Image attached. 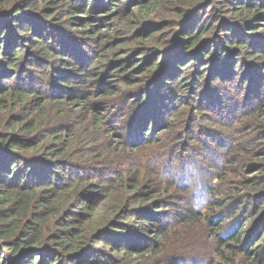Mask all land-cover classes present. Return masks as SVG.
Listing matches in <instances>:
<instances>
[{
    "label": "rangeland",
    "instance_id": "374dc122",
    "mask_svg": "<svg viewBox=\"0 0 264 264\" xmlns=\"http://www.w3.org/2000/svg\"><path fill=\"white\" fill-rule=\"evenodd\" d=\"M53 1L8 0L0 3L2 21L7 20L9 15L16 17L4 22L0 29L3 46L14 45L9 44L13 35L15 38L12 40L19 41L17 44L22 50L18 53L15 68L19 74L11 83H4L0 79V134L11 137L12 142H21L22 149L15 148L14 152L24 158L27 154L42 157L50 147L55 146L73 154V158L74 155L81 158L79 167L99 171L95 175L100 176L102 172L106 176L118 169L128 178L144 179L142 185L151 184L146 189V196H151L146 204L150 208L155 206V202L163 201L161 210L170 214L167 223L172 226L163 222V227L165 224L168 231L163 241L159 236L163 227L154 222L147 234L151 236V241H157L158 250L148 252L145 258H140L138 254L130 257L122 255L118 258L120 264H253L249 257L253 258L255 253L264 254V188L246 189L244 186L252 178L264 182V71L261 70L264 60L262 57H252L253 51L239 57L241 49L233 37L258 42L260 36H264V15L255 21L252 17L245 19L239 15L240 12H233L230 0H211V6L210 0H175L172 7L167 6L168 0H157V4H151L149 11L141 15L136 9L137 5L132 6L136 0L132 3L129 0H88L87 6L82 0L72 9L66 7L72 5L69 0H59L57 5ZM119 12L123 14L120 16ZM259 14H264V10ZM185 20L187 22L182 25ZM191 21L192 26H205V31L194 33L199 37L197 44L188 47V42H181L180 37L194 31L189 30L190 25H187ZM250 21L255 23V29L244 30L247 28L244 22ZM33 26H40L41 31L48 30L49 35L44 36L45 40L48 41L51 35L55 38L54 45L61 39L71 49L68 52L70 57H65L63 61L56 54L48 57L56 74L41 70L31 74L23 72L31 58L25 52L38 51L37 46L32 45ZM3 29L6 32L1 35ZM244 31L252 33L254 37H245ZM218 45L220 48H217ZM205 46L206 54H210L206 55L207 60L201 55L203 63L197 64V58L192 56L198 55ZM196 49L197 52L194 51ZM42 58H45L43 54ZM0 60L5 64L6 60ZM177 62L182 64L181 67H188L176 71L174 63ZM93 63L96 66L94 69ZM74 64H82L88 74L83 77L77 68L70 69L73 73L68 78L70 86L60 93L67 94L69 98L57 104L61 96L57 94L59 91L56 92L53 87L45 91L44 86L51 85L50 81L52 84L57 81L59 68H71L69 66ZM246 67L254 71L255 77L246 71ZM225 70L228 72L225 73ZM219 71L224 76L214 80L215 88H212V80ZM176 74L188 83L194 80L188 90L186 87L179 88L175 93L172 86L180 84ZM48 75L52 80L48 79ZM235 75L240 78L231 82ZM245 78L250 79L253 92L245 94L241 100V92L246 89L243 86ZM164 79L170 80L168 86L163 83L166 81ZM154 84L156 92L149 90L151 97H146L147 88L154 90ZM11 87L21 93L32 89L36 96H29L23 101L17 96H8ZM138 89L137 94L135 91ZM163 93H166V97L160 100L159 96ZM138 96L144 100L143 105L148 101L152 102L149 107H154L143 114V132L140 131V138L134 141L131 131L136 130L137 133L138 129L133 128L125 114L128 109H124L127 100L130 106H135L133 99H139ZM182 99L184 102L181 104ZM243 99L246 106L241 103ZM196 102L199 103L198 110L195 108ZM143 105L137 106V110ZM191 109L195 110V129L188 120V113L184 112ZM252 110L254 115L251 114ZM97 119L102 120L101 123L97 124ZM149 120L153 128L151 123L147 126ZM184 120H187L185 124L182 123ZM58 122L68 126H65V132H59L58 137L52 139L48 134V131H52L50 125L54 127ZM146 129L150 131L146 135L147 142L140 145L141 139L146 138ZM245 131L247 133L244 135ZM233 135L244 136L237 141L238 151L231 148L237 145ZM36 143L37 148H34ZM168 147L171 150L174 147L173 151H169ZM157 160L163 163L160 175L164 181L162 183L151 172ZM19 162L16 165L20 168L23 165ZM222 174L229 180L221 179ZM155 177L159 184H154ZM117 193L119 190L115 189V198ZM235 193L239 200L235 206L239 212L234 213L233 217L245 232L243 245L237 248L231 242L224 245L217 243L215 236L225 234L223 231L228 221L221 225H217L219 222L213 224L215 214L230 217L232 208L229 209L228 205L235 201L232 198ZM227 197L229 201L226 207L218 208V201ZM4 201V198H0V214L4 212L8 217L7 222L18 221L16 230L20 235L31 234L26 225L33 216L38 217L37 214L32 212L30 217L22 220L23 213L13 214L18 211V203ZM185 204L198 207L206 218L191 221ZM22 208L21 205L20 212ZM248 210H252V213L246 215ZM55 214L58 216L51 217L42 225V230L52 223L51 228L53 232L56 231L61 221L60 214ZM133 218L130 226L135 232L138 231L139 223L136 221L139 220ZM80 224H72L77 233L87 225ZM254 240H257L255 248H251ZM104 245L102 242L96 248L109 258L111 252Z\"/></svg>",
    "mask_w": 264,
    "mask_h": 264
},
{
    "label": "trees",
    "instance_id": "16d2710c",
    "mask_svg": "<svg viewBox=\"0 0 264 264\" xmlns=\"http://www.w3.org/2000/svg\"><path fill=\"white\" fill-rule=\"evenodd\" d=\"M4 1L8 0H2L0 3ZM61 1L63 2L64 0ZM69 1L72 3V5H66V7L69 6V8L72 9L77 3H79L78 1L82 0ZM83 1L86 2L87 6L88 0ZM133 1L134 0H129V3H132ZM174 1L175 0H168L167 6L172 7V5H174ZM224 1L225 0H223V2ZM230 1L232 4L229 5L232 6L233 12H240L239 15L244 16L245 19L252 17V20L255 21L256 18L264 15L259 14L261 10H264V0ZM53 2H56L55 4L57 5V3L60 1L54 0ZM157 2V0H136V3L132 6L137 5L136 9L139 10V14L141 15L144 12L149 11L148 8L151 4H157ZM210 2V6L213 5L211 0ZM140 3H146L147 5L139 6ZM83 10L87 11L84 8ZM86 14L88 16L90 15L89 13ZM122 14L123 13L119 12L118 15L121 16ZM13 17L14 15H9L7 16V20L2 21L3 19H0V21L3 22L0 25V29L4 25V22L6 23L7 21L16 19V17ZM186 22L187 20H185L182 25ZM191 23L192 21L188 22L187 25H190L189 30L192 29L194 31L190 34H183L180 37L181 42H188V47H193L195 44H197L199 37L194 33H203L205 31V26H192ZM244 23L247 26V28L244 30L253 31L255 29V23H252V21ZM33 29L34 31L31 33V39L33 42L32 45L33 47L37 46L38 51L37 53H29L27 52L28 50L25 52V54H28V56H31V58L30 61L27 62L28 64L26 65V69L25 71L23 70V72L26 74H31L35 73L36 70H41L44 72H50L51 74H56V72L53 71L52 64H49L48 57L52 54H56V56H58L63 61L65 60V57H70L68 52H71V49H69L67 45H64L65 42L61 39L57 40V46L54 45L55 38L51 35L48 41L45 40L44 36L49 35L48 30L41 31L40 26H33ZM2 31L4 32H2L1 35H4L6 29H3ZM244 34H246L245 37H254L250 32L244 31ZM14 38L15 37L12 35L11 40H9L11 41L9 44H14L12 47L8 44H5L4 47L2 40L0 39V58L6 60L5 64L0 62V79H2L4 83L7 81L11 83V81L15 79L16 75L19 74L15 68L17 67L16 62L18 53H20L22 50L17 44L19 41L15 42L12 40ZM233 40H235L236 45H238L241 49L240 53L238 54L239 57H243L246 53L253 51L254 54H252V57H262L264 60V51H262V47L264 48V36H260L258 42L255 40L251 41L250 39L243 40L242 37L237 36L233 37ZM258 43H262V45L259 47L260 44ZM54 46H56V48ZM213 46H215V44H213ZM206 48L207 46L202 48L198 55L192 56L193 58H197V64H199V62L203 63V60L200 58L201 55H203V58L207 60L206 57L210 53L206 54ZM217 48H220L219 45ZM10 49H12L11 53L9 52ZM226 50L229 51L228 48ZM194 51L197 52L198 49ZM42 54L45 56V58H42ZM9 55L10 57H8ZM2 65H4L3 68L1 67ZM181 65L182 64L178 62L174 63L175 69L177 68L176 71H178V69L181 71L188 67V65L183 67H181ZM69 67L71 68H59L60 70L57 72V81H55L53 84L50 81L51 85L44 86V88L46 87L45 91H49L53 87L54 90L56 89V92L59 91L57 94H60L64 89L68 88L70 86L68 84V78L71 76V74H73L70 69L77 68L79 75L83 77H86L88 74L84 70L82 64L78 66L74 64L70 65ZM95 67L96 66L93 63L92 69ZM248 67H246V71L252 74V77H255L254 71L252 69L249 70ZM261 70L264 71V68ZM224 72L227 73L228 71L225 70ZM218 73L219 74H217V77L212 80V88H215L213 86V81L224 76L221 71ZM261 75L262 74H260L259 77H261ZM48 76V79L52 80L51 75ZM176 76L180 78V84L177 86H172L173 90H175V93L179 88L186 87L185 89L188 90L191 86L190 84L194 82L193 80L192 82L188 83L185 79H181L182 77L179 74H176ZM237 77L240 78L239 75H235L230 79L231 82H233ZM164 80L166 81L163 83L165 86L166 84L168 86L167 82L170 80ZM152 86L154 87V90H152V88H147L146 97H151L149 95V90L156 92L157 88L155 84ZM243 86H246V89L244 92H241L242 96H239L241 100L245 94H250L253 92V88L250 86L249 78H245ZM138 92L139 89L135 91L137 94ZM169 92H171L172 95L174 94L171 89ZM8 93L10 94L8 96H17L21 98L22 101L28 99L29 96H36V93L32 89L31 91H23V93H21V91L16 90L15 87H11L8 90ZM111 93L113 92H110L109 94ZM165 97L166 93H163V95L160 94L159 96L160 100L164 99ZM239 97H236V99L239 100ZM262 97L263 96H261V98ZM59 98L60 99H58L56 103L62 104L64 100H68L69 96L63 93L61 96H59ZM138 98L139 99H133V102H136L135 106H130L129 101L127 100L128 104H126L124 109H128L126 110L125 114L130 118L129 120L133 128L138 129L137 133L136 130L131 131V135H134L131 136V139L134 141L140 138V131L143 132V114L148 112V109L152 111V108L154 107H149L151 106L150 103L152 102L148 101L143 105L144 100L139 96ZM245 99H243L241 102L244 106H246V103L244 102ZM48 101L50 102L49 97ZM183 102L184 99H182L180 103L182 104ZM262 102L264 101L262 100ZM262 102L260 101V103ZM197 104L199 103L196 102L195 108L198 110L199 105ZM142 105L143 108H139V110H137V106ZM146 107L148 108L146 109ZM89 109L91 108L89 107ZM184 112L185 114L188 113V120H190L192 127L195 129V110H185ZM251 114L254 115L253 110ZM101 121L102 120L97 119V124L99 122L101 123ZM185 122H187V120H184L182 123L185 124ZM149 123H151L150 120L148 121L147 126H149ZM152 125L153 123H151V127ZM65 126L68 125L61 122L56 123L54 127L50 125V130L52 131L47 130L48 134L50 133L52 139H56L58 134H60L59 132L66 131ZM34 128H36V126ZM149 132L150 131L146 129L144 135H148ZM246 133L247 131H245L243 134L245 135ZM229 134L233 133L230 132ZM7 137H4L0 134V198H4V202L11 201V203H18V211L14 212L13 214L23 213L22 220H26L28 217H30L32 212L36 213L38 217L33 216L31 221H29L26 225V229H28L31 234L28 233L20 235L19 230H16V227L19 225L18 221L13 220L7 222L8 217L4 215V212L0 214V219H2L0 220V264H120V260H118V258L122 255L123 257H130V255L138 254L140 258H145V255H147L148 252H151L152 250H154L153 252H156L158 250L159 247L156 244L157 241H151V236H148L147 232L152 230L154 222H158L157 224L159 227H163L162 224L164 221L166 222V225H171V223H167V221H169L170 214L168 215L161 210L163 201L161 203L155 202V206L153 205V207L151 206L150 208L148 207L150 205L146 204L147 201H150L151 196H146L145 193L146 189H149L151 184L145 183L142 185L144 179H139V177L128 178L127 175H124V173L118 171V169L116 171L113 170L110 174L106 175L108 177L103 176L105 174H102V172H100V176L95 175L99 171L94 168L85 169L84 167H79L78 163H81L79 162L81 158H76V155H74L73 158V154L66 153L67 151L65 149H58L55 146L50 147L42 157H33L26 153L27 155H25L24 158L21 157L19 153L14 152L15 148H21V142H12L11 137ZM229 137L230 136H228V138ZM233 137L236 140L237 145L235 144L234 146H231V148L238 151L239 143L237 141L241 140L244 136L236 137L233 135ZM125 140L126 137L123 138L124 142ZM144 141L147 142V136L144 140L141 139L140 145H142V142L144 143ZM33 147L37 148V143ZM119 147L123 146L119 145ZM173 149H169V151L172 152ZM241 155V153L238 154L239 158ZM100 156H98L99 159H101ZM17 161H20L19 163H22L23 166H20L19 168L18 165H16ZM99 164L101 165V163ZM162 165L163 163L160 161L158 162L157 160L153 164V169H151V172L158 177L160 183L164 182L160 178V175L163 172ZM220 177L223 180H229V178L224 176V174L220 175ZM158 179L156 180L155 177L154 184L158 183ZM213 187L214 186L211 184V189H213ZM254 187L264 188V182H262L259 178H252L250 182L244 186L246 189ZM115 189L119 190L116 198L114 197ZM236 196L237 194L235 193L232 197L235 201L228 205L230 206L228 207L229 209L232 208V212H230L229 215L230 217L228 218L227 216H224V214H222L223 217H219V214L221 213L215 214L213 216V224L219 222L217 225H221L225 222V220H227L228 222L225 224V229L223 231L225 234L220 233L218 235L216 234L215 236L217 243L224 245L227 242H231L234 243V245H237V248L240 244L243 245L242 237L245 232L243 231L242 226H240V223H238L237 220L235 221L233 217L234 213L239 212L237 209L238 207L235 206L239 203L238 197ZM36 200H38V203L35 202ZM228 201V197L225 200L218 201V208L225 206ZM157 203L158 206H156ZM32 204H34V207ZM21 205L24 208H22L23 210L20 212L19 208ZM39 208L41 211H38ZM186 208L188 209V212H190L191 221L206 218V215L200 213L198 207L195 208V206H189V204H187ZM56 212L60 214L61 221L59 224H57L56 231L53 232V227L51 226L53 225L52 223L50 226L45 225V228L47 227L46 230L44 229L45 231L42 230V225L46 224L51 217L58 216H56ZM250 213H252V210H248L246 215ZM133 217L139 220L138 222L136 221V223H139L137 225L139 228H137L138 231L135 232L130 226L131 220L134 219ZM208 222L210 223L211 221ZM72 224H80V226L87 225L84 230L81 228L77 233L74 230ZM166 225L164 224V227L161 229L162 231L159 233V236H161L163 241L166 239L168 233L166 230ZM231 229V234H228ZM256 241L257 240H254V243L251 244V248H255L254 244ZM102 242L105 243L104 247L108 248L111 252V256L109 258H106V254H104L101 249L96 248V245ZM4 250L7 252L4 253ZM97 255L98 257H96ZM259 257L261 260H258ZM248 259H251L253 264H264V254L255 253L253 258L249 257Z\"/></svg>",
    "mask_w": 264,
    "mask_h": 264
}]
</instances>
